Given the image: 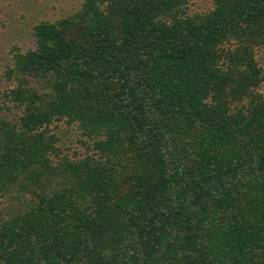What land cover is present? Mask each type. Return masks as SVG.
Returning a JSON list of instances; mask_svg holds the SVG:
<instances>
[{"label": "trees", "instance_id": "obj_1", "mask_svg": "<svg viewBox=\"0 0 264 264\" xmlns=\"http://www.w3.org/2000/svg\"><path fill=\"white\" fill-rule=\"evenodd\" d=\"M201 1L80 0L9 49L0 264H264V0Z\"/></svg>", "mask_w": 264, "mask_h": 264}, {"label": "rangeland", "instance_id": "obj_2", "mask_svg": "<svg viewBox=\"0 0 264 264\" xmlns=\"http://www.w3.org/2000/svg\"><path fill=\"white\" fill-rule=\"evenodd\" d=\"M79 2L80 0H0V90L12 86L2 76L9 59V49L14 45L22 48L30 46V31L36 22L54 21L63 17L76 9ZM53 131L64 145L78 147L74 142L77 137L74 128L57 123L53 125Z\"/></svg>", "mask_w": 264, "mask_h": 264}]
</instances>
